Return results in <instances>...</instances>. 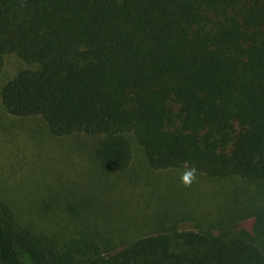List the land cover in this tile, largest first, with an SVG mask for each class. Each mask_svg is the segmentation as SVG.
<instances>
[{"label":"trees","instance_id":"obj_1","mask_svg":"<svg viewBox=\"0 0 264 264\" xmlns=\"http://www.w3.org/2000/svg\"><path fill=\"white\" fill-rule=\"evenodd\" d=\"M10 52L27 67L2 88L8 113L98 137L104 172L131 167L135 140L151 169L264 185V0H0V74ZM259 217L243 224L258 234ZM234 230L58 241L0 194V264H264Z\"/></svg>","mask_w":264,"mask_h":264},{"label":"rangeland","instance_id":"obj_2","mask_svg":"<svg viewBox=\"0 0 264 264\" xmlns=\"http://www.w3.org/2000/svg\"><path fill=\"white\" fill-rule=\"evenodd\" d=\"M26 67L10 52L0 74V194L19 224L58 241L94 238L105 248L156 232L219 235L221 227H232L230 236L251 238L264 251V222L255 226L258 234L243 224L264 219V185L198 172L184 188L186 167L151 169L135 140L131 167L106 173L93 156L98 137L54 136L42 117L8 113L2 88Z\"/></svg>","mask_w":264,"mask_h":264},{"label":"clouds","instance_id":"obj_3","mask_svg":"<svg viewBox=\"0 0 264 264\" xmlns=\"http://www.w3.org/2000/svg\"><path fill=\"white\" fill-rule=\"evenodd\" d=\"M198 170L195 166L186 167L181 173L180 183L184 188H190L197 181Z\"/></svg>","mask_w":264,"mask_h":264}]
</instances>
